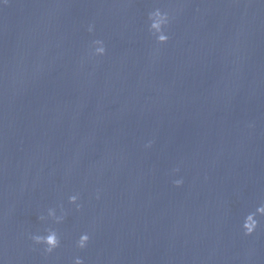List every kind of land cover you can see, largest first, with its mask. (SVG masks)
<instances>
[{"label": "water", "instance_id": "1", "mask_svg": "<svg viewBox=\"0 0 264 264\" xmlns=\"http://www.w3.org/2000/svg\"><path fill=\"white\" fill-rule=\"evenodd\" d=\"M153 7L173 16L163 45ZM260 203L264 0L0 3V264H264V216L239 227ZM47 227L45 256L28 234Z\"/></svg>", "mask_w": 264, "mask_h": 264}, {"label": "clouds", "instance_id": "2", "mask_svg": "<svg viewBox=\"0 0 264 264\" xmlns=\"http://www.w3.org/2000/svg\"><path fill=\"white\" fill-rule=\"evenodd\" d=\"M7 0H0V3H6ZM173 16L168 10H162L160 7H153L146 13V27L150 37L154 40L156 45L166 44L170 39V33L168 31L172 22ZM94 23H88L86 31L92 33L94 31ZM106 45L103 39L91 40L87 56L89 58L102 57L106 53ZM152 141L149 140L144 145L146 148L150 147ZM179 169H173V172H177ZM175 186H180L183 183V178H176L172 181ZM96 198H99V191L96 193ZM79 193L71 194L67 197L69 204L75 206L76 210L81 208V204L78 203ZM65 209L62 204L56 207H49L46 210V214H41L38 219L40 221L51 220L54 223H61L65 219ZM258 216H264V203H260L256 206L255 211H249L243 215L240 222V230L243 235H251L259 225L257 219ZM28 239L32 241L34 245L40 246V250L43 255L47 256L54 252L61 245V237L55 228L47 227L43 232L29 233ZM90 241V234L87 231L81 232L74 241V246L77 249L83 250L87 248ZM72 264H84V260L80 256H74L72 258Z\"/></svg>", "mask_w": 264, "mask_h": 264}]
</instances>
